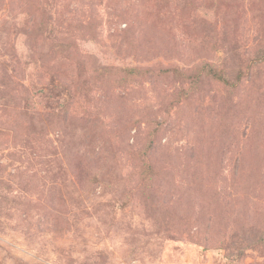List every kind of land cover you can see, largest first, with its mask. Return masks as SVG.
Masks as SVG:
<instances>
[{
    "label": "rangeland",
    "instance_id": "rangeland-1",
    "mask_svg": "<svg viewBox=\"0 0 264 264\" xmlns=\"http://www.w3.org/2000/svg\"><path fill=\"white\" fill-rule=\"evenodd\" d=\"M0 264H264V0H0Z\"/></svg>",
    "mask_w": 264,
    "mask_h": 264
}]
</instances>
